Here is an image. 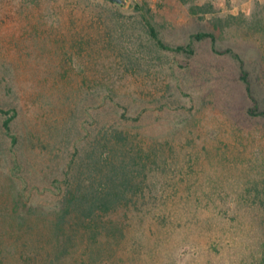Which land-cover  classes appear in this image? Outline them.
<instances>
[{"label":"rangeland","instance_id":"obj_1","mask_svg":"<svg viewBox=\"0 0 264 264\" xmlns=\"http://www.w3.org/2000/svg\"><path fill=\"white\" fill-rule=\"evenodd\" d=\"M203 31L264 96V0H0V264H262L264 121ZM100 138L140 186L92 236L61 206Z\"/></svg>","mask_w":264,"mask_h":264},{"label":"trees","instance_id":"obj_2","mask_svg":"<svg viewBox=\"0 0 264 264\" xmlns=\"http://www.w3.org/2000/svg\"><path fill=\"white\" fill-rule=\"evenodd\" d=\"M108 1V0H106ZM115 4L111 1H108ZM140 8V7H137ZM143 20L146 22L147 32L152 39L164 50H169L177 53H185L188 55L196 54L195 47L190 44L188 46L178 45L174 46L166 43L160 36L156 26L152 24L144 15ZM211 40L213 51L220 55H229L233 57L239 63L240 76L239 80L245 86V92L251 105L247 109V115L250 118H256L264 121V96L260 95L257 89L258 76L255 77L252 71L246 67V61L243 56L236 52L233 48L219 49L217 46V37L214 32L203 31L192 35L193 42H202L205 40ZM264 91V88H262ZM14 117V116H13ZM9 120H12L9 118ZM10 121L6 122V128L9 127ZM118 138L123 140L122 133L116 134ZM16 142V139H13ZM111 141L105 142L100 138L95 140L92 145H89L91 149L86 150L89 157H93V161L96 160V164L86 165L88 170L94 168L93 172L87 171V177L83 178L81 172L78 171L73 180L70 181V175L67 179V189L61 206V217L66 219L74 211L77 212L78 218L82 217V222L91 231L92 236H95V232L99 230L100 222L105 223L106 219H110L109 211L119 208L120 204L127 200V194L131 190V185L139 188L140 183L136 180L138 177L134 176L135 171L129 168L131 162L135 167L141 165L140 159L142 156L132 155L128 152L127 157L121 161L120 164L113 162L115 155H112V150L117 151L116 145L111 146ZM91 152V153H90ZM108 154L105 157V154ZM131 160V162H128ZM85 165V163H84ZM72 167V165H70ZM84 167V166H83ZM72 170V169H71ZM96 173V174H95ZM72 174V172H69ZM264 188V187H263ZM260 192V191H259ZM260 201L264 204V192L260 193ZM261 263L264 264V256L261 259Z\"/></svg>","mask_w":264,"mask_h":264},{"label":"water","instance_id":"obj_3","mask_svg":"<svg viewBox=\"0 0 264 264\" xmlns=\"http://www.w3.org/2000/svg\"><path fill=\"white\" fill-rule=\"evenodd\" d=\"M108 1H111L115 4L122 5V6L127 5L129 2V0H108Z\"/></svg>","mask_w":264,"mask_h":264}]
</instances>
